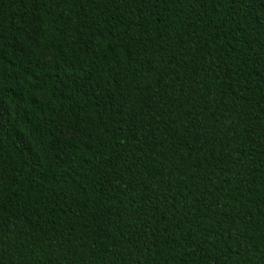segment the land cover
Returning a JSON list of instances; mask_svg holds the SVG:
<instances>
[{
    "label": "trees",
    "instance_id": "obj_1",
    "mask_svg": "<svg viewBox=\"0 0 264 264\" xmlns=\"http://www.w3.org/2000/svg\"><path fill=\"white\" fill-rule=\"evenodd\" d=\"M0 264H264V0H0Z\"/></svg>",
    "mask_w": 264,
    "mask_h": 264
},
{
    "label": "rangeland",
    "instance_id": "obj_2",
    "mask_svg": "<svg viewBox=\"0 0 264 264\" xmlns=\"http://www.w3.org/2000/svg\"><path fill=\"white\" fill-rule=\"evenodd\" d=\"M68 136H70V137H74L75 136V133L74 132H72V131H70V132H68V133H66Z\"/></svg>",
    "mask_w": 264,
    "mask_h": 264
}]
</instances>
